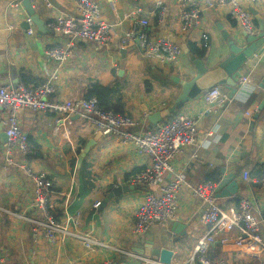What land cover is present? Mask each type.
<instances>
[{"label":"crops","instance_id":"1","mask_svg":"<svg viewBox=\"0 0 264 264\" xmlns=\"http://www.w3.org/2000/svg\"><path fill=\"white\" fill-rule=\"evenodd\" d=\"M12 1L0 0V85L34 87L56 71L59 81L55 99L61 102L87 98L94 87L107 88L108 106L137 121L129 128L131 132L153 128L147 116L174 104L182 91L174 79L190 80L197 74L192 56L204 62L209 71L215 70L231 53L223 33L236 41L244 34L229 8L218 5L216 0L197 1L202 27L188 33L180 31V8L175 0H167L165 23L158 20L154 0H97L103 20L120 24L116 39L108 46L76 40L73 55L58 68L47 61L45 50L63 45L65 40L53 30L39 34L35 25L30 35L25 8H11ZM48 1L50 6L43 1L34 4L47 25L59 15L76 12L72 0ZM245 7L253 14L255 35L259 32L258 18L264 20V11L248 3ZM140 20L147 23L152 38L168 39L182 49L183 57L177 65L149 60L136 43L126 41L129 33L138 31ZM191 45L204 50V57L195 54ZM263 73L264 48L242 67L241 77L249 82L238 83L233 98L225 87L216 86L228 94L222 106L207 112L201 94L178 111L194 117L198 131L197 140L172 162L174 171L184 175L186 182L178 195V218L166 227L155 226L143 236L133 232L134 212L146 189L134 186L133 179L150 161L120 139L99 135L82 115L67 119L56 113L20 111L19 125L28 137L32 154L24 159L15 153L14 164L9 165L4 150L0 151V256L5 264H160L158 258L142 254L151 240L156 247L168 245L174 252L172 264H199L191 259L197 241L209 227L200 223L202 204L193 196L192 187L206 182L219 185L226 175L234 178L219 190V204L226 209L248 200L260 221L264 241V105L260 110L264 100V90L260 88ZM1 127L0 146L5 147ZM90 141L95 145L82 157ZM22 165L34 173H44L52 182L50 208L57 219L79 215V231L109 248L88 251L74 238L52 244L44 235L34 233L27 220L34 216V182ZM171 177L167 175L166 181ZM174 223L183 228L170 236L167 231L171 232ZM237 236V229L216 236L208 257L226 264H256L233 246L222 245L223 238Z\"/></svg>","mask_w":264,"mask_h":264},{"label":"built area","instance_id":"2","mask_svg":"<svg viewBox=\"0 0 264 264\" xmlns=\"http://www.w3.org/2000/svg\"><path fill=\"white\" fill-rule=\"evenodd\" d=\"M39 1L50 6L48 0H31L33 5ZM72 1L76 3L75 14L59 15L48 24L51 30L65 40L63 45L45 50L47 61L56 63L58 68L65 65L73 55L76 40L108 46L116 39V28L120 25H112L103 20L101 5L97 0ZM154 1L159 22L165 23L169 13L167 0ZM197 1L175 0L180 8L179 26L183 33L193 32L202 27V15ZM216 3L229 8L245 33L250 35L255 33L254 17L245 7V3L258 6L264 11V0H216ZM21 6L22 0H14L10 3V7L14 9H19ZM26 22L30 26L29 34L32 35L35 30L34 25L29 17L26 18ZM137 27L138 31L129 33L126 41L136 43L147 59L172 65L180 62L183 51L178 45L165 38H152L147 23L143 20L139 21ZM206 39L207 37H204V40ZM58 81V73L54 71L48 79L34 87H27L24 84L16 87L0 85V125L7 135L4 149L7 163L14 164L15 153L20 154L24 159L32 154L28 137L19 125L20 111L30 110L36 114L56 113L67 119L82 115L91 127L104 136L120 139L150 161V165L133 179L134 186L146 189L142 202L134 212V234L143 236L155 226L166 227L175 221L178 218V195L186 182L184 175L174 171L172 162L185 147L197 140L196 119L177 112L172 118L149 130L131 132L129 128L136 126L137 121L123 114L103 109L96 97L69 99L62 102L56 100ZM239 81L242 85L249 82L246 78H241ZM202 99L208 108L207 112H211L228 100V94L221 87H214L204 91ZM22 169L34 182L31 202L34 216L27 219L33 226L34 233L44 235L52 244L74 238L81 241L88 251L109 248L92 235L79 231V215L57 219L50 208V200L54 194L52 182L44 173H34L25 165H22ZM167 175H172L169 181H166ZM244 178L246 181L249 180L247 172ZM192 193L202 204L200 223L209 227L206 235L196 243L192 263L196 261L199 264H226L222 260L210 259L208 252L216 236L237 229L239 236L223 238L222 245L233 246L234 249L253 258L256 264H264V241L260 234V221L253 214L252 205L248 200H242L237 207L224 209L219 204L218 185L212 182L192 187ZM99 205L100 203L96 204L95 208ZM126 254L132 258L137 257L134 253ZM0 264H5L2 256H0Z\"/></svg>","mask_w":264,"mask_h":264},{"label":"water","instance_id":"3","mask_svg":"<svg viewBox=\"0 0 264 264\" xmlns=\"http://www.w3.org/2000/svg\"><path fill=\"white\" fill-rule=\"evenodd\" d=\"M22 5L25 8L29 18L31 19L33 25L38 29L39 34H45L47 32H52L48 25L41 19V17L36 13L35 7L31 0H22ZM259 21V32L255 35H250L244 32L242 37H238V41L233 39L228 33H223L224 38L228 41L230 47L229 57L223 61L219 67L215 70L209 71L204 62L199 61L195 57H191L192 62L194 63L197 74L190 80H182L180 78H175L174 81L181 86L182 91L176 98L174 104L160 111H156L152 114H149L148 121L151 126H156L159 123L172 118L178 111H180L184 104L192 102L198 96H200L204 91L212 89L216 86H223L227 91H229L230 98H233L237 93V86L241 77L242 67L248 63V61L253 60L255 56L264 48V20L258 18ZM244 41L245 45H238V42ZM260 88L264 90V73L261 80ZM264 100L261 102L260 110L263 108ZM2 129V127H1ZM102 133L100 132L99 135ZM3 139L5 143L7 142V135L3 133ZM95 145L94 141H90L82 157H84ZM4 146H0V151L4 150ZM232 175H226L218 185V197L219 190L224 188V186L233 181ZM234 186L237 188L238 185L234 183ZM235 193V192H234ZM112 193L109 199L113 196ZM175 228L177 230L175 231ZM183 227L178 223H174L171 232L167 231L170 236H173L175 232ZM175 236V235H174ZM142 254L147 257H155L159 259L160 264H172L174 258V252L168 247V245L163 246V248L156 247L154 241H150L143 247Z\"/></svg>","mask_w":264,"mask_h":264},{"label":"trees","instance_id":"4","mask_svg":"<svg viewBox=\"0 0 264 264\" xmlns=\"http://www.w3.org/2000/svg\"><path fill=\"white\" fill-rule=\"evenodd\" d=\"M192 51L200 57H204L205 51L198 49L195 45H191ZM27 86V85H26ZM37 86V85H35ZM108 93L109 89L103 87H94L91 89L87 98L96 97L99 100L100 106L105 110H111L115 113H119L118 110H114L111 106H108ZM57 218V217H56Z\"/></svg>","mask_w":264,"mask_h":264}]
</instances>
